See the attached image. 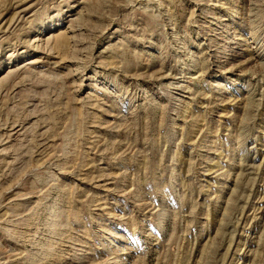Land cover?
<instances>
[{"label": "rangeland", "instance_id": "obj_1", "mask_svg": "<svg viewBox=\"0 0 264 264\" xmlns=\"http://www.w3.org/2000/svg\"><path fill=\"white\" fill-rule=\"evenodd\" d=\"M0 264H264V0H0Z\"/></svg>", "mask_w": 264, "mask_h": 264}]
</instances>
